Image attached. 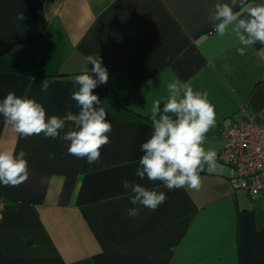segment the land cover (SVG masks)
Masks as SVG:
<instances>
[{
    "label": "crops",
    "instance_id": "obj_1",
    "mask_svg": "<svg viewBox=\"0 0 264 264\" xmlns=\"http://www.w3.org/2000/svg\"><path fill=\"white\" fill-rule=\"evenodd\" d=\"M216 2L0 0V100L15 92L43 104L49 116L78 113L74 76L91 69L86 57L98 54L109 79L94 94L112 124L111 143L89 165L68 154L69 142L21 138L0 115V149L26 152L30 172L17 187L0 185L8 204L0 214V264H264V199L236 190L234 172L217 161L241 110L264 115V45L239 55L234 35L215 32ZM173 78L207 92L215 108L204 147L216 152V166L200 173L199 190L169 191L135 175L153 103L163 107ZM124 179L165 192L167 201L128 216L136 206Z\"/></svg>",
    "mask_w": 264,
    "mask_h": 264
},
{
    "label": "clouds",
    "instance_id": "obj_2",
    "mask_svg": "<svg viewBox=\"0 0 264 264\" xmlns=\"http://www.w3.org/2000/svg\"><path fill=\"white\" fill-rule=\"evenodd\" d=\"M237 6L244 9L243 15L234 11ZM16 19L23 21L25 17L19 13ZM210 19L215 22L219 37H236L242 45L237 48L241 56L250 46L264 45V3L217 0ZM86 60L93 67H86L82 74L74 76L78 89L70 92L78 113L69 111L63 117L49 116L37 100L9 92L0 100V115L19 137L27 139L43 134L45 138H59L69 142L68 154L86 158L87 163L93 165L100 160L101 148L111 143L108 135L112 131L111 121L105 109L97 107L100 98L94 94V89L108 82L109 75L98 54H90ZM50 87L47 78L40 83L44 93ZM167 91L162 108L160 100L153 103L152 133L140 146L143 155L135 175L140 180L159 181L169 191L199 190L203 183L200 173L205 166L209 170L216 166V152L204 147L207 133L216 126L215 108L209 102L207 92L194 91L190 84L178 78L167 83ZM26 156L23 150L16 153L14 149H0V185L17 187L28 180L30 172ZM49 158L53 159L54 154L50 153ZM122 187L128 191L130 203L136 206L127 209V215L132 218L138 217L142 208L157 210L168 198L163 191L127 179L122 181Z\"/></svg>",
    "mask_w": 264,
    "mask_h": 264
},
{
    "label": "built area",
    "instance_id": "obj_3",
    "mask_svg": "<svg viewBox=\"0 0 264 264\" xmlns=\"http://www.w3.org/2000/svg\"><path fill=\"white\" fill-rule=\"evenodd\" d=\"M217 161L234 172L236 190L264 199V115L252 116L241 110L223 134ZM7 207L0 199V214Z\"/></svg>",
    "mask_w": 264,
    "mask_h": 264
}]
</instances>
